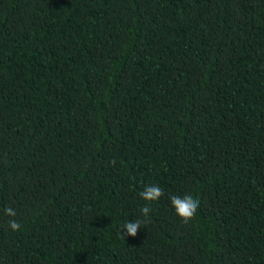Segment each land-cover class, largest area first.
Listing matches in <instances>:
<instances>
[{"label": "trees", "instance_id": "1", "mask_svg": "<svg viewBox=\"0 0 264 264\" xmlns=\"http://www.w3.org/2000/svg\"><path fill=\"white\" fill-rule=\"evenodd\" d=\"M0 264H264V0H0Z\"/></svg>", "mask_w": 264, "mask_h": 264}, {"label": "clouds", "instance_id": "2", "mask_svg": "<svg viewBox=\"0 0 264 264\" xmlns=\"http://www.w3.org/2000/svg\"><path fill=\"white\" fill-rule=\"evenodd\" d=\"M139 195L143 200L149 202L150 204L151 202L158 201L162 196H164V191L158 185H150L145 187L144 190L139 193ZM170 202L175 210L176 215L185 224L191 222L194 219L200 203L199 200L193 198L192 195H185L183 197L173 195L170 196ZM149 204H146L140 209L144 219H136L135 221L126 222L123 225V228L121 229V235L124 237V239L126 236L135 237L138 233V230L142 228V224H147L149 222L148 217L152 211ZM3 211L5 215L9 217H15L17 215L16 211L11 207L5 208ZM9 227L13 231H19L21 225L16 220H10Z\"/></svg>", "mask_w": 264, "mask_h": 264}]
</instances>
